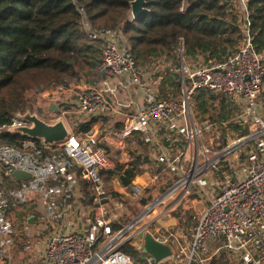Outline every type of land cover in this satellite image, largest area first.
<instances>
[{
	"label": "built area",
	"instance_id": "2783aa9c",
	"mask_svg": "<svg viewBox=\"0 0 264 264\" xmlns=\"http://www.w3.org/2000/svg\"><path fill=\"white\" fill-rule=\"evenodd\" d=\"M249 1L236 0L238 50L212 63L188 57L181 42L179 66L165 58L140 66L122 29L97 31L83 20L88 39L102 45L95 83L25 92L31 113L63 120L68 140L43 146L26 138L16 146L0 138V264H211L223 252L230 262L264 264V53L254 46ZM168 67L180 76L178 96L161 93ZM202 92L215 97L212 113L224 103L231 116H198ZM93 119L99 124L84 134L81 122ZM27 124L12 115L0 136ZM160 126L177 129L186 146L174 158L162 150L147 161L140 154L159 145ZM128 170L151 172L149 185H124ZM14 171L30 178L17 180ZM146 189L153 193L143 206ZM184 202L192 207L188 221ZM178 214L182 231L168 223ZM146 234L172 255L157 262L144 253Z\"/></svg>",
	"mask_w": 264,
	"mask_h": 264
},
{
	"label": "trees",
	"instance_id": "16d2710c",
	"mask_svg": "<svg viewBox=\"0 0 264 264\" xmlns=\"http://www.w3.org/2000/svg\"><path fill=\"white\" fill-rule=\"evenodd\" d=\"M132 2L0 0V126L26 109L29 89L95 83L102 45L88 39L84 19L97 31L122 29L140 66L163 57L175 66L181 42L188 57L202 56L205 63H212L237 51L243 39L236 0H146L148 13L138 20L131 16ZM248 8L254 46L264 53V0H250ZM168 68L161 86L164 97L181 90L180 76ZM214 99L202 92L195 103L197 115L210 114L213 121L228 119L232 108L226 110L224 103L220 115L211 112L209 100ZM98 124L97 119L81 122L80 130L88 134ZM0 138L16 146L26 139L9 133ZM135 173L128 170L125 175L133 180ZM152 193L145 190L141 205L149 203ZM211 264H230V260L223 252Z\"/></svg>",
	"mask_w": 264,
	"mask_h": 264
},
{
	"label": "water",
	"instance_id": "95a60500",
	"mask_svg": "<svg viewBox=\"0 0 264 264\" xmlns=\"http://www.w3.org/2000/svg\"><path fill=\"white\" fill-rule=\"evenodd\" d=\"M131 16L133 20H138L144 14L148 13L146 9V0H133L131 3ZM179 62L176 66H179ZM52 109L58 110L56 107ZM51 109V110H52ZM13 116L26 121L28 124L16 128H5L4 133L16 134L25 138L37 140L43 146H55L64 143L69 138V130L62 119L54 123H49L44 119L39 118L36 114L31 113V109L26 108L25 113L18 111ZM13 176L17 180L29 179L30 176L20 171H14ZM124 185L130 184V179L125 175L121 177ZM144 253L151 255L157 262L164 260L172 255L168 245L161 244L155 241L149 234L144 236Z\"/></svg>",
	"mask_w": 264,
	"mask_h": 264
},
{
	"label": "crops",
	"instance_id": "0c3cea01",
	"mask_svg": "<svg viewBox=\"0 0 264 264\" xmlns=\"http://www.w3.org/2000/svg\"><path fill=\"white\" fill-rule=\"evenodd\" d=\"M176 130L177 129L172 128V130L170 131H165L161 126L158 127L156 132H157L158 138L160 139L159 145L152 143V144H149L147 147L144 146V151L141 152L140 154L141 157L145 158L147 161L152 162L154 158L153 157L154 153L159 154L162 150L164 151V153L168 154L170 157L172 158L176 157V155L179 152L183 151V149L186 146V140L184 136L181 133L176 132ZM119 152L120 150L114 151V153H116L117 155L119 154ZM124 155L126 158L129 157L127 153ZM131 155L135 161L137 162L140 161L134 154L131 153ZM133 172H139V171H133ZM135 174H138V175L134 177L133 181H135L136 183H140V184L146 183V180L148 179L146 174H139V173H135ZM114 188L116 190H120V191L122 190V186L119 185L117 182L116 184H114Z\"/></svg>",
	"mask_w": 264,
	"mask_h": 264
},
{
	"label": "rangeland",
	"instance_id": "374dc122",
	"mask_svg": "<svg viewBox=\"0 0 264 264\" xmlns=\"http://www.w3.org/2000/svg\"><path fill=\"white\" fill-rule=\"evenodd\" d=\"M238 9V8H237ZM238 13H239V22H241V19H242V17H241V11H240V9H239V11H238ZM241 24V23H240ZM163 58H165V57H163ZM162 58V59H163ZM85 70H87V67H85ZM177 72V71H176ZM178 73V72H177ZM90 79V78H89ZM34 89V88H33ZM30 90V89H29ZM34 90H36V89H34ZM181 94V91H179V92H177L175 95H180ZM26 103H27V107L26 108H28V107H30V104L26 101ZM194 107H195V104H194ZM20 111H22V110H20ZM199 118V117H198ZM77 119L76 118H72L71 120H70V122L71 121H76ZM198 123H200V118H199V121H198ZM87 144L88 145H90V146H95V141L94 140H87ZM153 165H158V161L156 160V161H154V164ZM151 172H149V175L147 174V172L145 173L146 175H147V177H148V179L146 180V183H142V184H140L142 187H145V186H147V185H149V182H150V174ZM185 204H183L182 205V209L186 212V215H185V217H184V220H186V221H188V220H190L191 218H192V214H191V211H192V207H191V205H190V203L189 202H184ZM143 208H140L139 210H142ZM168 223L171 225L172 223H175V224H177V226H180V231H182V225H183V223H182V221H181V219H179V217L177 216V217H175L174 215L173 216H171V218L169 219V221H168ZM230 264H238L237 262H235V261H232V262H230Z\"/></svg>",
	"mask_w": 264,
	"mask_h": 264
}]
</instances>
